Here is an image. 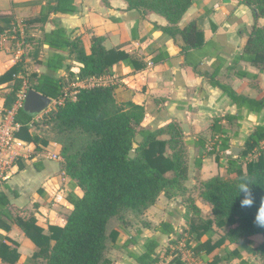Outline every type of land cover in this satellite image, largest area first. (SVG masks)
<instances>
[{
	"label": "crops",
	"instance_id": "0c3cea01",
	"mask_svg": "<svg viewBox=\"0 0 264 264\" xmlns=\"http://www.w3.org/2000/svg\"><path fill=\"white\" fill-rule=\"evenodd\" d=\"M51 1L0 0V11L10 13L9 18L15 21L13 26L25 38L20 44L12 39L10 29L13 26H7L0 19L3 28L0 32V76L18 61H21L25 75L46 72L40 61L52 50L39 39L56 23L65 29L69 38L79 37L87 50L91 38L100 36L105 48L124 51L129 61L120 60L113 64L107 76L71 85L83 86L93 82L113 85L117 101L130 100L143 106V128L156 130L174 124L181 132L178 137L185 151L184 178L179 187L170 188V198L160 193L156 202L143 213L128 212V223L124 227L115 218L108 221L107 234L116 231V241L122 245L117 247L110 238L107 239L106 257L110 264H134L131 253L141 254L143 243L151 237L159 241L155 253L161 264H262L257 253L248 252L236 241L226 240L206 254L204 250L195 249L197 241L188 233L191 220L196 217L192 206L199 209L202 219L212 218L211 205L199 194L201 183L214 175L233 178L235 173L227 172L229 159H237L245 170L241 156L245 139L255 125H264V106L259 111L240 106L211 82L216 72L212 80L231 87L238 95L264 103V71L240 57L254 23L253 10L241 0H193L182 15L178 28L194 22L202 33L203 44L181 51L184 41L178 32L177 43L162 30L169 25L162 15L130 9L125 0H108L107 3L74 0L76 10L72 13H50L45 22L22 23L25 18L39 16ZM258 22L264 24V17ZM80 66L70 55L57 75L66 77L68 69L77 73ZM11 83L0 81V91H7ZM3 104L4 98L0 96V112ZM47 113L45 110L34 115L30 127V131L46 143L39 141L35 145L32 142L26 157H20L9 176L0 180V191L9 199L8 217L4 214L0 217V242L9 239L16 243L19 257L15 264L45 262L43 258H33L38 247L17 220L33 217L43 233L49 234L51 226L64 225L73 208L70 197H79L83 193L76 180L65 172L61 155L63 146L70 150L80 146L83 135L59 133L47 123L43 124L51 126L49 129H40L35 122L39 118L44 120ZM225 115L237 118L227 120L223 117ZM216 117H222L219 122L224 130L222 135L229 142V148L219 154L220 164L209 153L214 143L211 126ZM168 137L166 131L159 136L162 139ZM231 147H239L237 156ZM260 148L264 150V140ZM167 151L171 153L172 149ZM54 154L61 159L51 158L50 155ZM258 154L255 150L244 160ZM165 175L172 177L175 172L171 170ZM58 190L61 198L53 200L52 194ZM163 221L171 223L175 231L164 234L156 230V225ZM183 227L186 231L181 232ZM213 229L212 243L223 236L222 229L215 225ZM249 239L251 247L263 242L260 233L249 236ZM181 245L190 249L191 255L180 250ZM0 264L9 263L0 258Z\"/></svg>",
	"mask_w": 264,
	"mask_h": 264
},
{
	"label": "trees",
	"instance_id": "16d2710c",
	"mask_svg": "<svg viewBox=\"0 0 264 264\" xmlns=\"http://www.w3.org/2000/svg\"><path fill=\"white\" fill-rule=\"evenodd\" d=\"M107 3L108 0H102ZM128 8L137 9L143 14L155 12L169 23L162 30L171 35L178 43L176 32L184 41L180 50L197 48L203 44L202 33L194 22L178 28V23L193 0H125ZM254 13V23L240 55L264 71V24L258 19L264 17V0H241ZM53 2V3H52ZM76 10L74 0H53L48 2L43 12L36 17L22 20L23 24L45 22L50 13H72ZM10 13L0 11V19L12 27L15 21ZM3 28L0 27V32ZM39 42L46 44L52 52L40 63L46 72H32L25 75L21 61L16 62L4 74L0 81H12L7 91H0L4 98L5 113L13 109L17 94L23 86L32 88L52 99L53 105L44 120L59 133L81 134L82 144L70 150L63 146L65 172L76 180L82 190V196L70 197L72 210L66 216L63 226H51L49 234H44L33 217L18 219L17 224L38 247L33 258H43L44 264H110L107 254V239L117 243V232L107 234L106 227L111 218H115L121 227L127 223L128 212L141 214L153 205L159 194L170 198V188H177L185 173V151L178 136L180 129L169 124L163 129L149 130L141 126L144 116L142 105L127 100L119 102L113 95V85L93 82L90 85H71L89 78L99 79L112 71L113 64L120 60L129 61V56L118 49H107L103 37L93 36L87 50L79 37L69 38L65 29L57 23L48 32H43ZM80 63L77 73L67 70V76H58L69 56ZM229 98L240 106L259 111L264 103L238 95L231 87L212 80ZM227 120L237 116L225 115ZM34 116L22 106L15 109L13 119L20 123L16 135L35 145L43 139L30 131ZM222 117H216L211 126L214 143L210 154L218 164L220 152L229 148L228 138L222 134ZM36 123V122H35ZM166 131L167 139L159 138ZM78 138L81 139V136ZM264 125H255L245 139L241 153L242 163L229 159L227 172H234L233 178L214 175L201 183L200 196L212 208V218L202 219L196 206L191 210L195 218L191 220L188 233L197 241L195 249L209 254L222 242H239L242 248L257 253L264 264V224L258 222V214L264 209ZM171 148V153L167 149ZM255 150L259 152L255 159L244 160ZM175 175L167 177L168 171ZM241 184H247L251 192L252 203L243 205L244 193ZM8 197L0 191V217H8ZM126 218V219H125ZM213 225L223 230V236L211 242L215 233ZM156 230L164 234L175 231L171 223L163 221ZM260 233L263 242L250 246L249 236ZM116 241V242H115ZM159 241L155 237L143 243L141 254L131 253L134 264H155L159 261L155 249ZM239 251L237 250L238 254ZM19 254L17 245L9 239L0 242V258L9 264H15Z\"/></svg>",
	"mask_w": 264,
	"mask_h": 264
},
{
	"label": "built area",
	"instance_id": "2783aa9c",
	"mask_svg": "<svg viewBox=\"0 0 264 264\" xmlns=\"http://www.w3.org/2000/svg\"><path fill=\"white\" fill-rule=\"evenodd\" d=\"M10 35L12 39H15L19 44L24 40V36L17 27L10 29ZM27 88L23 86L17 94V100L14 103L13 109L5 112H0V180L6 179L12 172V167L20 157H26L32 142L26 141L16 135L20 127L19 122H15L13 114L15 109L22 106ZM51 158H59L58 155H50ZM255 156L248 159H255ZM53 200H59L61 198L60 191L52 194ZM180 250L184 251L187 255H191L190 249H185L184 245H181ZM155 264H161L158 261Z\"/></svg>",
	"mask_w": 264,
	"mask_h": 264
},
{
	"label": "water",
	"instance_id": "95a60500",
	"mask_svg": "<svg viewBox=\"0 0 264 264\" xmlns=\"http://www.w3.org/2000/svg\"><path fill=\"white\" fill-rule=\"evenodd\" d=\"M52 104V99L38 92L35 89L29 88L26 91L25 98L22 104L23 109L31 115H37L47 110ZM234 156L238 155L239 147H231Z\"/></svg>",
	"mask_w": 264,
	"mask_h": 264
},
{
	"label": "clouds",
	"instance_id": "9594fccd",
	"mask_svg": "<svg viewBox=\"0 0 264 264\" xmlns=\"http://www.w3.org/2000/svg\"><path fill=\"white\" fill-rule=\"evenodd\" d=\"M240 191L242 193H244V199L242 200V204L243 205H249L252 203L251 200V192L249 190V187L247 184H241L240 186ZM258 222H260L261 224H264V209H262L259 214H258Z\"/></svg>",
	"mask_w": 264,
	"mask_h": 264
},
{
	"label": "rangeland",
	"instance_id": "374dc122",
	"mask_svg": "<svg viewBox=\"0 0 264 264\" xmlns=\"http://www.w3.org/2000/svg\"><path fill=\"white\" fill-rule=\"evenodd\" d=\"M25 39V38H24ZM48 113L47 115H49V109H47ZM46 114V113H45ZM43 123H47V120H41V118H39V120H36V124L38 125V127L40 129H49L51 126L47 127V125H44ZM181 232L186 231V229H184V227L180 230ZM184 244V243H183ZM177 249V248H176Z\"/></svg>",
	"mask_w": 264,
	"mask_h": 264
}]
</instances>
